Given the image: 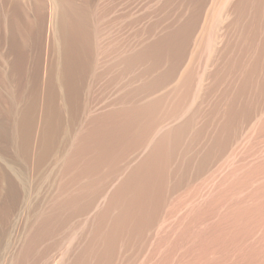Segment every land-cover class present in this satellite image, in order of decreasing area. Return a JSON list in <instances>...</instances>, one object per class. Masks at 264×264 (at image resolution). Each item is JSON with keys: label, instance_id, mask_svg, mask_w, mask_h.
I'll list each match as a JSON object with an SVG mask.
<instances>
[{"label": "rangeland", "instance_id": "rangeland-1", "mask_svg": "<svg viewBox=\"0 0 264 264\" xmlns=\"http://www.w3.org/2000/svg\"><path fill=\"white\" fill-rule=\"evenodd\" d=\"M13 1L0 264H264V227L245 257L219 223L252 197L246 171L264 179V0H60L56 28L43 0Z\"/></svg>", "mask_w": 264, "mask_h": 264}, {"label": "bare ground", "instance_id": "bare-ground-1", "mask_svg": "<svg viewBox=\"0 0 264 264\" xmlns=\"http://www.w3.org/2000/svg\"><path fill=\"white\" fill-rule=\"evenodd\" d=\"M8 1V0H7ZM19 0H17V2H18ZM36 1H38V0H36ZM14 2V1H13ZM15 2H16V0H15ZM14 2V3H15ZM23 3V0H20L19 1V3ZM25 2V1H24ZM41 3H42V0L40 1ZM21 3V4H22ZM20 4V6L22 7V5ZM25 4V3H24ZM42 5V4H41ZM16 6H17V3H16ZM43 13L45 14L46 13V11L48 10V15H49V25H50V27H52L54 24H53V21L54 20H56V16H58V14L60 13L61 15L60 16H58V17H60L59 18V20L61 21V22H63V21H66V8L67 7H69V6H67L66 5V7H64L63 6V3L60 1V0H43ZM18 7H19V4H18ZM18 7H16V9L18 8ZM20 7V8H21ZM41 9V8H40ZM19 11V10H18ZM21 11H22V9H21ZM21 13V12H20ZM19 13V14H20ZM19 14L17 15V16H19ZM16 16V15H15ZM20 18V17H19ZM199 18V17H198ZM19 20V19H18ZM197 20V19H196ZM199 20V19H198ZM19 22V21H18ZM189 22V21H188ZM195 23H197L196 21H195ZM195 23H194V27H195ZM53 24V25H52ZM57 24V23H56ZM197 24H199V22L197 23ZM6 25H8V24H6ZM192 25V24H191ZM187 26H190V23H189V25L187 24ZM193 26V25H192ZM7 27V26H6ZM53 27H55V26H53ZM56 28V27H55ZM195 28H197V27H195ZM192 29H194V28H192ZM82 30V29H81ZM77 31V30H76ZM75 31V32H76ZM85 31V30H84ZM195 31V30H194ZM197 31V30H196ZM188 32V31H187ZM192 32V31H191ZM191 32H190V34H191ZM55 33V32H54ZM58 33V32H57ZM177 33V32H176ZM175 33V34H176ZM186 33V32H185ZM192 33H194V32H192ZM83 34V33H82ZM86 34V33H85ZM77 35V34H76ZM177 35H178V33H177ZM194 36V35H193ZM193 36H192V39H193ZM174 38H176L177 39V36L175 37V35L173 36ZM172 37V38H173ZM183 39H181L180 41L177 39H175L177 42L179 41L180 42V46L182 47V45H181V43L182 44H184V45H186V43H188V42H190L189 40H192V39H190L191 38V36H186V34H184L183 35ZM172 38H170V41L172 40ZM63 39V38H62ZM197 39V38H196ZM85 41V40H84ZM84 41H83V43H84ZM175 41V42H176ZM58 42V41H57ZM172 42V41H171ZM170 42V43H171ZM174 42V41H173ZM87 44V43H86ZM58 45V44H57ZM171 45V44H170ZM190 45H191V43H190ZM189 46V45H188ZM171 47V46H170ZM184 47H187V46H184ZM183 48V47H182ZM189 48V47H188ZM75 49H77V48H75ZM184 49V48H183ZM197 49V48H196ZM186 50H187V48H186ZM185 50V51H186ZM77 51V50H76ZM78 51H79V49H78ZM3 54V53H2ZM72 54V53H71ZM75 54V53H74ZM78 56V55H77ZM81 56V55H80ZM73 57V56H72ZM188 57V56H187ZM184 62V61H183ZM183 62H182V64H183ZM89 67V66H88ZM180 67H181V65H180ZM183 67V66H182ZM82 68H83V66H82ZM79 69V68H78ZM180 69V68H179ZM179 71V70H178ZM50 72V71H49ZM179 73V72H178ZM191 73V72H190ZM189 75V74H188ZM54 83V82H53ZM55 92V91H54ZM49 95V94H48ZM53 95V94H52ZM54 97V96H53ZM49 99V98H48ZM53 99V98H52ZM60 103V102H59ZM81 105V104H80ZM144 109H145V107L144 106H142ZM147 107V106H146ZM126 108V107H125ZM141 108V107H140ZM142 109V108H141ZM140 109V110H141ZM143 109V110H144ZM80 110V109H79ZM143 110H142V113H143ZM57 111V110H56ZM73 111V110H72ZM138 111H139V109H138ZM78 112V111H77ZM81 112V111H80ZM126 112V111H125ZM73 113V112H72ZM144 113H145V111H144ZM48 114V113H47ZM127 114H129V113H127ZM142 115V114H141ZM260 115V114H259ZM51 116V115H50ZM60 116V115H59ZM61 117V116H60ZM73 117V116H72ZM125 117V116H124ZM63 118V117H62ZM59 121V120H58ZM63 121V120H62ZM69 122V121H68ZM50 123V122H49ZM61 123V122H60ZM74 124V123H73ZM121 124V123H120ZM120 124H119V126H120ZM124 124V123H123ZM53 125V124H52ZM58 126H59V124H58ZM62 126H64V125H62ZM47 128V127H46ZM45 129V128H44ZM49 130V129H48ZM123 130V129H122ZM130 130V129H129ZM54 132V131H53ZM69 132V131H68ZM120 132H121V130H120ZM30 133V132H29ZM47 133V132H46ZM58 133V132H57ZM125 133H127V131L125 130ZM124 134V133H123ZM51 135V134H50ZM53 135V134H52ZM123 136V135H122ZM128 136H129V134H128ZM119 137V136H118ZM124 137V136H123ZM125 137H126V135H125ZM47 138V137H46ZM121 139V138H120ZM119 139V140H120ZM163 139V138H162ZM29 140V139H28ZM53 140V139H52ZM62 140V139H61ZM118 140V141H119ZM117 141V142H118ZM162 141V140H161ZM58 142V141H57ZM116 143V142H115ZM113 146H114V144H113ZM52 150V149H51ZM115 152V151H114ZM48 153H49V151H48ZM54 153V152H53ZM116 153V152H115ZM50 154V153H49ZM51 157V156H50ZM41 162V161H40ZM43 162V161H42ZM49 163V162H48ZM250 167V166H249ZM262 167V166H261ZM259 168L260 170L261 169H263V168ZM246 168V167H245ZM253 167H251V169H252ZM2 170V169H1ZM236 170H238V168L236 169ZM243 170V169H242ZM246 170V169H245ZM259 170V171H260ZM262 171V173L264 172L263 170H261ZM238 172H240V171H238ZM252 172H253V170L251 171L250 170V172H249V170L248 171H246V173H245V177L244 178H242V177H240L237 173H236V175H235V177L238 175L239 176V178L241 179L242 178V180L241 181H239L238 179V183H237V181H236V187H237V185H238V187L239 188H247V190L251 187L252 189H250L251 191V196L253 197V199L255 198V200H251L250 201V199L252 198H250L249 200L248 199H246L245 197H243L244 195H241L240 196V194L239 195H237V196H234V198H232V202H231V206L229 207V209L226 211V212H223V213H220L219 214V216H220V218H221V221H219V223H220V225H222L223 223L222 222H224V224L222 225L223 226V228H226L228 231H230V230H232L233 232H232V234L234 235V239L236 240V244H235V247L234 248H236V246L237 247H239V249H237L238 251V253L239 254H241L242 256H245L246 257V255L247 254H249L250 255V253H251V255H253V253H252V250L253 249H251L252 248V245H251V243L253 244V241L251 240V239H249V238H252V236H254V232L257 230H259V229H261V227L263 228L264 227V179H262V180H260L258 183H255V181L253 180V179H249V178H247L246 179V177H247V173H248V176L250 177L251 175H252ZM257 172V171H256ZM256 172H254V173H256ZM42 173V172H41ZM261 173V172H260ZM241 174V173H240ZM242 175V174H241ZM244 176V175H243ZM255 178V177H254ZM264 178V177H263ZM146 180V179H145ZM11 179L9 178V176L8 175H6L5 173H1L0 174V200L2 199V197H3V195H4V192L6 191V189H7V186L5 185L6 184V182H8L9 183V186H11ZM148 181V180H147ZM5 182V183H4ZM142 183V182H141ZM150 184H152V183H150ZM144 185V184H143ZM9 186H8V188H9ZM137 186V185H136ZM232 186H234V185H232ZM11 187H13V186H11ZM135 187V186H134ZM144 187V186H143ZM147 187V186H146ZM146 187H145V189H146ZM150 187V186H149ZM144 189V188H143ZM231 189H233V190H235V189H238V188H231ZM230 189V190H231ZM240 189V190H241ZM254 189V190H253ZM221 191V190H220ZM225 191V190H224ZM223 191V192H224ZM235 191H239V189L238 190H235ZM244 191H246V190H244L243 189V192ZM144 192H145V190H144ZM222 192V191H221ZM242 192V191H241ZM219 193V192H218ZM229 193V192H228ZM228 193H227V195H228ZM236 193V192H235ZM247 193V192H246ZM137 194V193H136ZM141 195V194H140ZM139 195V196H140ZM142 195H145V194H142ZM232 196H233V193L231 194ZM231 195H229V196H231ZM248 195V194H247ZM221 196V195H220ZM228 197V196H227ZM250 197V196H249ZM248 197V198H249ZM144 197H142V199H143ZM215 198V197H214ZM135 199V198H134ZM139 199H140V197H139ZM141 200V199H140ZM138 201V202H141V201ZM231 200V199H230ZM136 201V200H135ZM134 201V202H135ZM137 202V201H136ZM144 203V202H143ZM219 203V202H218ZM228 203V202H227ZM230 203V202H229ZM228 203V204H229ZM130 204H132V202L130 203ZM133 205H134V203H133ZM133 205H131L132 207H133ZM150 205V204H149ZM215 205H217V204H215ZM214 205V206H215ZM128 206V205H127ZM131 206H129V207H131ZM135 206V205H134ZM137 206V205H136ZM148 207V206H147ZM216 207V206H215ZM228 207V206H227ZM137 208V207H136ZM130 209H132V208H130ZM215 209V208H214ZM213 209V210H214ZM135 211H137V209H134ZM225 210V209H224ZM130 210H128V212H129ZM133 210H131L130 212H132ZM144 211V210H143ZM212 211V210H211ZM222 211V210H221ZM127 212V211H126ZM138 212V211H137ZM125 214V213H124ZM132 213H128V215H131ZM133 214H135L134 212H133ZM211 214V213H210ZM215 214V213H214ZM213 214V215H214ZM222 214V215H221ZM138 214L136 213V216H137ZM141 215V214H140ZM124 216V215H123ZM127 216V215H126ZM133 216V215H132ZM131 216V217H132ZM135 216V215H134ZM135 216V217H136ZM199 216H201V215H199ZM131 217H129V218H131ZM140 217V216H139ZM202 217V216H201ZM201 217H200V219H201ZM213 217V216H212ZM214 217H216L217 219H219V217L216 215V216H214ZM128 218V217H127ZM136 219V218H135ZM139 219V218H138ZM140 219H141V217H140ZM198 219V218H197ZM197 219H196V221H197ZM199 219V220H200ZM120 220H121V218H120ZM126 220V219H125ZM128 220V219H127ZM132 220V219H131ZM195 220V219H194ZM251 220H253V223L252 224H249V222L251 221ZM130 221V220H129ZM214 221H215V219H214ZM213 221V222H214ZM120 222V221H119ZM126 222V221H125ZM216 222V221H215ZM214 222V223H215ZM217 222H218V220H217ZM139 223V222H138ZM195 223V222H194ZM218 223V224H219ZM123 224V223H122ZM218 224L216 223V225L215 226H217V227H220V225L218 226ZM119 226V225H118ZM188 227V226H187ZM190 227H191V225H190ZM259 228V229H258ZM216 229V228H215ZM217 229H219V228H217ZM185 230V229H184ZM214 231V230H213ZM264 231V230H263ZM185 233V232H184ZM212 233V237H213V232L211 231L210 232V234ZM227 233H229V232H227ZM257 233V232H256ZM255 233V234H256ZM199 234V233H198ZM263 234V233H262ZM229 235H230V233H229ZM252 235V236H251ZM263 237H264V235H263ZM226 238V237H225ZM213 239V238H212ZM165 240V239H164ZM226 241V240H225ZM227 241H228V238H227ZM233 241V240H232ZM223 242V241H222ZM230 242V241H229ZM227 243V242H226ZM231 243V242H230ZM169 244V243H168ZM223 244H225V242H223ZM255 244V243H254ZM254 244H253V248H254V250H255V246H254ZM177 245V244H176ZM226 245V244H225ZM263 245V244H262ZM224 247V246H223ZM264 247V246H263ZM172 248V247H171ZM226 248V247H225ZM227 249V248H226ZM168 250V249H167ZM229 250V249H228ZM245 250V251H244ZM246 250H247V254H245L246 253ZM248 250H249V252L250 253H248ZM158 251V250H157ZM226 251V250H225ZM236 251V250H235ZM156 252V251H155ZM171 252V251H170ZM227 252V251H226ZM262 252V251H261ZM264 254V253H263ZM169 256V255H168ZM226 256H228V254L226 255ZM252 257V256H251ZM228 259H229V257H226L225 258V260H224V262H228ZM188 262V261H187ZM186 262V263H187ZM111 263V262H110ZM158 264V263H157ZM164 264V263H163ZM193 264V263H192ZM240 264H242V263H240ZM250 264V263H249Z\"/></svg>", "mask_w": 264, "mask_h": 264}]
</instances>
